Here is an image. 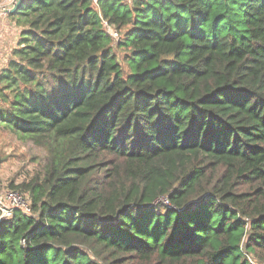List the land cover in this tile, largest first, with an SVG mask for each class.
Listing matches in <instances>:
<instances>
[{
    "label": "trees",
    "instance_id": "trees-1",
    "mask_svg": "<svg viewBox=\"0 0 264 264\" xmlns=\"http://www.w3.org/2000/svg\"><path fill=\"white\" fill-rule=\"evenodd\" d=\"M9 17L0 125L46 155L16 187L30 213L0 220V264H264V0Z\"/></svg>",
    "mask_w": 264,
    "mask_h": 264
},
{
    "label": "rangeland",
    "instance_id": "rangeland-1",
    "mask_svg": "<svg viewBox=\"0 0 264 264\" xmlns=\"http://www.w3.org/2000/svg\"><path fill=\"white\" fill-rule=\"evenodd\" d=\"M8 14L0 13V48L4 52L3 61L9 62L12 51L17 47L20 40V28ZM117 33V32H116ZM115 40L118 38L113 32ZM114 49L120 59L123 57V49L114 41ZM0 65V69H1ZM46 151L36 145L32 140L20 137L0 125V194L3 196L10 189L19 190L16 187L31 180L42 171L45 163ZM21 191V190H20ZM32 203L29 191H21ZM33 213V212H32ZM92 257H94L92 255ZM95 259V257H94ZM101 264L103 260L96 258Z\"/></svg>",
    "mask_w": 264,
    "mask_h": 264
},
{
    "label": "built area",
    "instance_id": "built-area-1",
    "mask_svg": "<svg viewBox=\"0 0 264 264\" xmlns=\"http://www.w3.org/2000/svg\"><path fill=\"white\" fill-rule=\"evenodd\" d=\"M18 0H2L0 3V13L8 14L6 10L11 9ZM97 1V0H95ZM131 1V0H128ZM108 27V26H107ZM108 31L112 34L116 33L112 28L108 27ZM4 58V52L0 48V62ZM0 194V220L10 219L14 216L16 209H21L25 213H30L31 205L28 198L25 197V194L19 190L10 189L3 196ZM167 202V199L164 200Z\"/></svg>",
    "mask_w": 264,
    "mask_h": 264
},
{
    "label": "water",
    "instance_id": "water-1",
    "mask_svg": "<svg viewBox=\"0 0 264 264\" xmlns=\"http://www.w3.org/2000/svg\"><path fill=\"white\" fill-rule=\"evenodd\" d=\"M22 1H23V0H18V1L16 2V4H15L11 9L6 10L7 13H13V12H15V11L19 8V6H20V4L22 3Z\"/></svg>",
    "mask_w": 264,
    "mask_h": 264
},
{
    "label": "crops",
    "instance_id": "crops-1",
    "mask_svg": "<svg viewBox=\"0 0 264 264\" xmlns=\"http://www.w3.org/2000/svg\"><path fill=\"white\" fill-rule=\"evenodd\" d=\"M9 16V15H8ZM0 65H1V69H0V72H2V70L3 69H5L6 67H7V65H8V62L7 63H5L3 60L0 62Z\"/></svg>",
    "mask_w": 264,
    "mask_h": 264
}]
</instances>
